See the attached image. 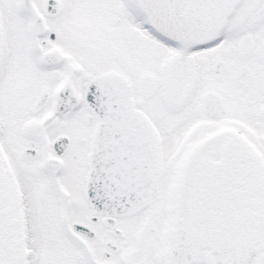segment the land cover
<instances>
[{"label":"snow or ice","instance_id":"obj_1","mask_svg":"<svg viewBox=\"0 0 264 264\" xmlns=\"http://www.w3.org/2000/svg\"><path fill=\"white\" fill-rule=\"evenodd\" d=\"M0 264H264V0H0Z\"/></svg>","mask_w":264,"mask_h":264}]
</instances>
